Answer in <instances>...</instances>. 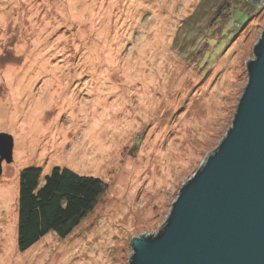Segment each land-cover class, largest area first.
Listing matches in <instances>:
<instances>
[{"label":"rangeland","instance_id":"374dc122","mask_svg":"<svg viewBox=\"0 0 264 264\" xmlns=\"http://www.w3.org/2000/svg\"><path fill=\"white\" fill-rule=\"evenodd\" d=\"M263 22L250 0H0V264H128L218 146ZM55 166L104 191L19 250V173Z\"/></svg>","mask_w":264,"mask_h":264},{"label":"water","instance_id":"95a60500","mask_svg":"<svg viewBox=\"0 0 264 264\" xmlns=\"http://www.w3.org/2000/svg\"><path fill=\"white\" fill-rule=\"evenodd\" d=\"M253 44L218 146L181 185L163 226L132 239L128 264H264V22ZM12 149L0 132V173Z\"/></svg>","mask_w":264,"mask_h":264},{"label":"trees","instance_id":"16d2710c","mask_svg":"<svg viewBox=\"0 0 264 264\" xmlns=\"http://www.w3.org/2000/svg\"><path fill=\"white\" fill-rule=\"evenodd\" d=\"M225 13L228 15L230 9ZM40 173L39 167H27L19 173V250L27 249L50 231L60 237L67 235L93 209L106 186L97 177L58 166L53 167L38 186Z\"/></svg>","mask_w":264,"mask_h":264}]
</instances>
